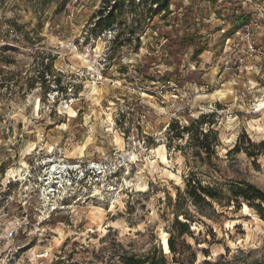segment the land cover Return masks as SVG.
Here are the masks:
<instances>
[{
  "label": "rangeland",
  "instance_id": "rangeland-1",
  "mask_svg": "<svg viewBox=\"0 0 264 264\" xmlns=\"http://www.w3.org/2000/svg\"><path fill=\"white\" fill-rule=\"evenodd\" d=\"M106 4L0 0V264H120L153 246L168 264L261 259L264 219L230 195L264 189V110L254 91L200 87L241 16L264 41V0H170L162 17L127 0L93 30ZM188 180L221 203L194 205Z\"/></svg>",
  "mask_w": 264,
  "mask_h": 264
},
{
  "label": "trees",
  "instance_id": "trees-1",
  "mask_svg": "<svg viewBox=\"0 0 264 264\" xmlns=\"http://www.w3.org/2000/svg\"><path fill=\"white\" fill-rule=\"evenodd\" d=\"M127 0H118L117 5H109L106 4L105 7L98 9L97 11V22H95V26L93 30L103 31V30H113L114 23L116 22L115 14L118 10H120L121 6ZM149 5L158 6L154 12L159 13L163 11L161 17L168 13V7L170 0H148ZM149 6V9H150ZM151 10V9H150ZM244 17L241 16V21L245 20ZM121 31L116 32L114 37V42H118L121 37ZM168 33H166V38L168 40ZM187 44H191V41L188 40ZM201 53V49H195V56ZM205 116H201L204 118ZM196 122V121H194ZM189 126L182 127L180 132L188 131ZM203 136H206V133H201ZM202 147H205L202 145ZM184 193L190 198L194 205H207L212 208V202H216L218 204L221 203L222 195L220 192L216 191L210 187L203 186H194L190 180L187 181ZM230 198L233 199L234 202L240 203V201L246 203L251 209L255 211V213L261 218L264 219V189H261L253 184L242 181L241 185H237L233 187ZM186 216V215H185ZM187 218V217H185ZM188 219V218H187ZM174 225L178 227L179 233H185L188 231V223L185 221L182 222L175 218ZM168 246L170 253L176 254L178 253V249L175 245L174 239H168ZM175 257H173V260ZM193 263V260L191 261ZM120 264H168L165 256L161 253V251L153 246L148 252L142 255L136 254H123L120 257ZM200 264H233L228 260H225L222 256L218 257L215 260L205 259ZM241 264H264V255L261 259L254 260L250 263L242 262Z\"/></svg>",
  "mask_w": 264,
  "mask_h": 264
},
{
  "label": "built area",
  "instance_id": "built-area-1",
  "mask_svg": "<svg viewBox=\"0 0 264 264\" xmlns=\"http://www.w3.org/2000/svg\"><path fill=\"white\" fill-rule=\"evenodd\" d=\"M255 26L251 20L238 24L233 33L240 37L238 40L227 37L221 59L215 67L213 84L205 83L200 89L207 92L226 83L230 87L228 91H237L238 96L254 91L256 93L249 103L253 111H259L264 110V41L256 43L253 40Z\"/></svg>",
  "mask_w": 264,
  "mask_h": 264
},
{
  "label": "bare ground",
  "instance_id": "bare-ground-1",
  "mask_svg": "<svg viewBox=\"0 0 264 264\" xmlns=\"http://www.w3.org/2000/svg\"><path fill=\"white\" fill-rule=\"evenodd\" d=\"M217 91H220V90H217ZM215 93H211V96H213ZM223 95V94H222ZM201 96V95H200ZM208 96V95H207ZM199 97V96H198ZM70 114H73V111L71 109L68 110ZM25 164V163H24ZM51 179V177H50ZM52 181V180H51ZM54 183V182H53ZM64 188V187H63ZM46 193V192H45ZM43 193V194H45ZM55 196V195H54ZM49 197V196H48ZM45 198V197H44ZM43 198V199H44ZM52 198V197H51ZM48 200V199H46ZM49 201V200H48ZM51 201V200H50ZM45 203V202H44ZM48 203V202H47ZM244 209L245 210H248V206L246 204H244ZM94 213V212H93ZM97 215V218H100L101 215H102V209H97L96 212L94 213ZM161 250L164 254H167V253H170L169 251V246H168V239L167 237L163 236L162 237V241H161Z\"/></svg>",
  "mask_w": 264,
  "mask_h": 264
}]
</instances>
